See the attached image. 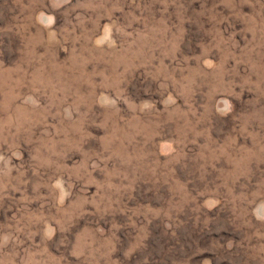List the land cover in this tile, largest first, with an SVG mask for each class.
Instances as JSON below:
<instances>
[{
  "label": "rangeland",
  "instance_id": "374dc122",
  "mask_svg": "<svg viewBox=\"0 0 264 264\" xmlns=\"http://www.w3.org/2000/svg\"><path fill=\"white\" fill-rule=\"evenodd\" d=\"M0 264H264V0H0Z\"/></svg>",
  "mask_w": 264,
  "mask_h": 264
}]
</instances>
